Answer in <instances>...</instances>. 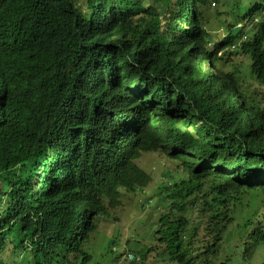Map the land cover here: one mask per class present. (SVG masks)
<instances>
[{
	"label": "trees",
	"instance_id": "trees-1",
	"mask_svg": "<svg viewBox=\"0 0 264 264\" xmlns=\"http://www.w3.org/2000/svg\"><path fill=\"white\" fill-rule=\"evenodd\" d=\"M144 1L0 0V256L6 242L17 239L19 248L25 241L31 245L29 260L22 264L89 262L84 248L98 229V218L106 212L103 203L122 201L127 193L142 191L146 180L152 179L137 166H129L118 178L111 161L100 158L108 148L103 118L119 123L118 113L135 105L131 96L118 103L129 90L141 84L140 94L151 90L162 100L180 97L182 104L201 110L212 101L189 74L179 53V39L169 53H159L153 35L145 36L147 59L137 61L141 68L133 73V61L126 54L134 45L128 37L135 44L142 38L141 24L134 16ZM172 2L177 4L176 0L165 2V11ZM197 2L200 9L211 6L209 0ZM98 5L102 6L100 16ZM157 5L155 2L148 11L157 14ZM224 5L229 6L227 2ZM240 9L236 4L215 12L228 28L243 17ZM225 16L232 22L223 19ZM106 26L108 31L102 34L93 32ZM203 30L189 43L207 45L212 33ZM234 47H222L219 51L226 53L217 62L241 51L252 53L251 67L244 73L264 89V26ZM108 77L113 78L102 83ZM202 123L210 131L221 128L214 117L203 118ZM178 140L183 141L184 136ZM230 143L228 152L236 161L264 168V147ZM247 152L253 155H242ZM86 157L91 159L79 161ZM182 169L188 171L189 166ZM158 188L146 205L151 203L153 210L157 206L163 212L142 229L141 235L147 237H130L133 249L142 250L133 252L135 258L129 264H147L150 258L163 260V264H202L205 256L201 251L207 248L205 252H209L219 240L213 215H204L205 208H191L195 216L185 218L186 200L190 198L191 205L197 201L179 179H165ZM55 209L57 216L49 221L46 216ZM150 215L154 219L155 211ZM189 222L199 230L184 245L183 230ZM230 249L236 251L233 246ZM187 253L193 254V259ZM229 259L225 264H242L234 254ZM16 263L0 258V264ZM206 264L216 263L208 259Z\"/></svg>",
	"mask_w": 264,
	"mask_h": 264
},
{
	"label": "clouds",
	"instance_id": "clouds-1",
	"mask_svg": "<svg viewBox=\"0 0 264 264\" xmlns=\"http://www.w3.org/2000/svg\"><path fill=\"white\" fill-rule=\"evenodd\" d=\"M166 1L146 0L139 6L134 16L141 24L142 38H135L137 40L135 44L128 37L134 48L124 46L129 48L126 56L133 61V73L136 68H141L137 61L147 59L145 36L153 35L151 39L158 44L159 53H169L179 39L182 48V52L179 53L185 58V66L189 74L199 81L203 90H207L205 95L212 101L209 100L201 110L193 105L190 108L182 104L183 99L180 97L162 100L151 90L140 94L141 84L127 92L124 100L118 103L127 101L129 96L134 97L135 105L131 110L125 109L118 113L120 121L117 125L106 116L103 118V130L108 141V148L100 158L111 161L118 178L129 166H137L144 175L152 179L146 180L147 187L142 191L127 193L125 198H121L122 201L114 203L106 200L103 203L106 212L98 218L97 223L101 221L110 223L111 228L115 226L118 228L121 223L125 224L124 221L119 222L117 214L120 213L121 217L129 220L134 212L133 208H136L139 203L142 207L147 206L149 196L153 193L148 190V187H154L157 193L158 185L163 184L165 179L171 180L173 177L179 179L180 184L186 187L189 196L192 199L196 198L197 201L191 205V199L186 200L185 207L188 210L185 218L195 216L192 209L197 211V209L205 208L204 215H213L214 224L220 230L219 240L213 244L211 250L207 253L205 252L207 248L201 251V254L205 256L201 259L202 264H206L208 259L216 264L231 262L229 257L232 254L249 260L252 255L254 258L260 246L264 245V168L260 169L259 166L236 161L235 155L228 152V147L232 146L230 141L245 148L264 147V94L262 98H259L261 92L264 93V89L259 84L254 85L252 79L244 73L246 68L251 67L252 53L240 50L238 55L230 59L225 56L220 64L217 61L226 53L224 50L219 51L222 47L231 46L234 50L236 49L234 46L241 45L253 35V30L260 25L264 26V0H209L211 6L209 8L204 6L202 9L198 7L197 0L181 2L176 0L177 4L172 2L171 7L165 11ZM231 1H234L232 5H230ZM155 2L158 3L157 14L154 10L148 11ZM220 2L223 8H226L223 10L240 4V13L243 17L226 28V22L220 20L215 12L217 8H220L218 6ZM225 2L229 4L228 8L224 5ZM98 8L100 16L102 6L98 5ZM245 9H248L247 14L244 12ZM223 19L232 22L230 17L225 16ZM107 26L97 27L93 32L102 34L108 31ZM202 30L205 34L212 33L207 45L204 46L198 41L193 45L189 43L190 40H195ZM112 78L108 77L102 83H108ZM208 116L210 119L214 117L221 128L210 131L202 123L203 118L208 120ZM180 135L184 136L183 141L178 140ZM201 144H205L206 148L201 147ZM154 154L165 157L159 161L160 165H163V171L158 182L150 173L153 160L149 157ZM242 155L251 156L253 153L247 152ZM257 156L258 152L255 151V160ZM87 158L91 159L86 157L79 161ZM185 164L189 166L188 171L182 169ZM118 191H120L119 188ZM132 196L135 198L130 203ZM155 209L137 212L134 220L136 224H140V221L146 218L152 221L150 215L152 211L156 214L154 219L158 220L161 211L157 206ZM225 211L228 214H225ZM56 216L55 209L46 217L49 221H53ZM192 223L189 222L191 230H186L189 225L183 230L184 245H188L190 235L193 237L199 230L196 224ZM99 229L98 224L93 237ZM108 239L105 243L106 251L109 246L110 252L115 253L114 250L118 245L117 238L108 236ZM112 241L115 243L112 244ZM90 243L84 248L90 256L89 262L95 254L88 249ZM234 245H237L235 252L230 249ZM19 246L20 241L17 239L8 240L3 249L4 257L2 254L0 258L6 262L15 260L18 262L16 264L26 263L30 257L31 245L25 241L21 248ZM187 249L190 250V247ZM225 251H228V254ZM187 255L190 259L194 257L191 253ZM134 258L133 252L125 256L128 264ZM51 264L67 263L58 260Z\"/></svg>",
	"mask_w": 264,
	"mask_h": 264
},
{
	"label": "rangeland",
	"instance_id": "rangeland-1",
	"mask_svg": "<svg viewBox=\"0 0 264 264\" xmlns=\"http://www.w3.org/2000/svg\"><path fill=\"white\" fill-rule=\"evenodd\" d=\"M233 2L234 1H231L230 5H232ZM218 6L220 8H223L222 2L218 3ZM223 9H226V8H223ZM263 94L264 93L261 92V94L259 95V98H262ZM163 158H165V157L160 155V154H154L151 157H149V159L153 160L150 173L155 178L156 182H158L162 176L163 165H160L159 161ZM171 165H173V164L171 163ZM148 190L150 192H153L154 187L150 186V187H148ZM134 198H135L134 196H132L130 198V203L134 200ZM133 209H134V212L129 217V220L121 217L120 213L117 214V217L119 218V222L120 221L125 222V224H122V223L119 224L118 228L116 226L114 228H111L110 223H104L102 221L98 222L99 227H100L99 232L96 234V236L93 237L90 245L88 246V249L91 252H94L95 254L94 255L92 254L93 259L88 264H128V262H126V259H125L126 254L129 252L137 253L140 250H142V248L138 249L137 251H135V249H133V242L130 240V237H133L136 239H143L142 237H144V238L147 237L148 235H146V236L141 235L142 229H147L148 226L152 222L156 221V219L152 218V221H151L148 218H146V219L141 220L140 224H136V221H134L135 216H136L137 212H145L146 209L153 210L154 206H152V205L148 206L147 205V206L142 207L141 203H139V205ZM158 210L163 212V210H161L159 208H158ZM159 214L157 215V217L159 216ZM191 228L192 227L189 224V226L187 227L186 230L187 231L191 230ZM155 232L156 231L152 232V235L154 237H155ZM108 236H115L117 238L118 245H117V247L114 246V247H116V250L113 249L115 253L110 252L109 246H107V251H106L105 245H107V244H105V243L109 240ZM233 247L237 249V245H234ZM127 249H129V250H127ZM130 258L131 257H129V259ZM236 259L240 260L242 262V264H264V245L260 246V248L257 250L254 258L252 255V257L249 260H245L242 257H236ZM147 264H163V260L152 261V258H150L149 263H147Z\"/></svg>",
	"mask_w": 264,
	"mask_h": 264
},
{
	"label": "bare ground",
	"instance_id": "bare-ground-1",
	"mask_svg": "<svg viewBox=\"0 0 264 264\" xmlns=\"http://www.w3.org/2000/svg\"><path fill=\"white\" fill-rule=\"evenodd\" d=\"M121 150H124V149H121Z\"/></svg>",
	"mask_w": 264,
	"mask_h": 264
}]
</instances>
